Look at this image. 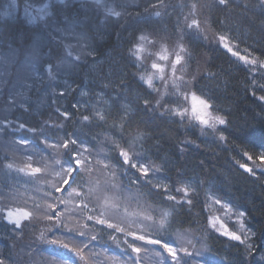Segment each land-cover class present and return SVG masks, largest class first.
<instances>
[{
	"label": "snow or ice",
	"instance_id": "obj_1",
	"mask_svg": "<svg viewBox=\"0 0 264 264\" xmlns=\"http://www.w3.org/2000/svg\"><path fill=\"white\" fill-rule=\"evenodd\" d=\"M229 4L230 0H215L216 7ZM18 7V0H9L0 15H13ZM186 7L183 24L179 16L176 20L174 48L169 50V38L160 36L153 18ZM205 7L198 2L189 5L187 0H156L133 16L116 11L105 0H54L50 12L48 4L38 10L43 24L38 34L29 37L23 61L17 64L15 55L0 58V173L4 177L0 180V223L10 226L15 237H30L32 252H39L38 245L53 247L50 255L55 264H143L142 253L154 254L156 264H218L206 245L196 248L195 238L180 231L174 237L170 234L186 205L190 214L198 185L182 163L174 180L167 174L190 142L182 141L175 153L169 152L166 133H158L159 125H155L157 120L180 125L187 120L201 131L219 132L221 142L227 141L224 132H228L242 143L264 149V105L254 117L255 124L246 121L229 131L231 121L226 115L214 114L221 109L210 94L213 89L195 88L199 79L216 77L208 73L198 79L199 74L189 70L192 56L185 46L186 39H207L208 21L196 18ZM256 7L264 17V0H257ZM23 8L24 15L34 21L27 0ZM98 8L118 18L116 24L124 17L125 23L131 21L114 31L112 45L108 44L113 35L108 31L109 20L106 17L101 25ZM229 39L220 35L218 43L244 65L264 69V61L249 59L251 53L233 51ZM130 68L135 71L129 72ZM257 87L264 90V84ZM258 99L264 101V95ZM43 107L51 109L47 120L28 119L42 115ZM134 123L137 131L125 137ZM139 125L145 128L140 130ZM96 129L103 132L93 135ZM108 133L118 135L123 143ZM101 138L116 156L103 148L94 150ZM151 141L155 143L148 147ZM258 159L264 161V152ZM240 167L253 172L243 164ZM159 173L170 183H163ZM100 175L105 177L103 183ZM131 186L148 188L159 209L148 205L144 214H133L135 219L129 222L127 210L122 216L106 193L124 196L132 193ZM20 187L31 191L22 204L18 203ZM205 197L225 207L211 186ZM124 198L137 199L135 194ZM235 214L241 221V234L225 231L222 235L239 242L234 246H243L242 264H264V244L254 242L256 232L244 223H251L246 210ZM44 222L49 223L37 230ZM133 223L137 231L132 230ZM209 224L215 229L211 220ZM0 264L20 261L0 258ZM27 264L37 262L30 259Z\"/></svg>",
	"mask_w": 264,
	"mask_h": 264
},
{
	"label": "trees",
	"instance_id": "obj_2",
	"mask_svg": "<svg viewBox=\"0 0 264 264\" xmlns=\"http://www.w3.org/2000/svg\"><path fill=\"white\" fill-rule=\"evenodd\" d=\"M27 2L31 6L39 7L48 4L49 8L47 10L50 12L54 0H27ZM148 4H151V2ZM256 5L257 0H230L229 6L224 8L223 6L216 7L214 0L208 7L209 10L206 11V15L211 32L216 35L230 37L229 42L236 49L245 51L248 54L251 53V57L264 61V17L260 15V10ZM138 9H132L131 11L134 12V10ZM95 12L99 14L102 26L106 17L109 20L108 31L113 32V35L108 38L109 45L115 42L114 31H119L121 24L128 27L131 23V21L125 23L127 18H120V24H116L115 21L118 18L109 17L107 12L104 13L99 8L95 9ZM183 12L184 9L182 12L177 9L171 12L170 15H164L160 19L153 18L155 28L159 34L174 38L171 27L175 26L178 16L180 18ZM44 19H47V17H44ZM42 24L43 21L40 19L39 21L30 22L28 17L24 16H16L15 14L10 16L0 15V50L13 52L27 47L30 43L29 37L33 34H38ZM123 35L127 38L129 32L125 31ZM185 42L190 45L195 56H200V54L207 52L206 55L209 59L204 69V75L208 73L216 74L215 79L198 78L199 83L195 86V88L203 87L205 91L213 89L210 94L217 98L216 105L221 109L220 112L214 114L226 115V118L231 121V125L227 126L229 131L237 126L244 125L246 121L249 124H255L254 117L261 112V105H264V101L258 99L259 96L264 95V90H260L257 87V85L264 84V69L257 68L256 70L247 67L232 57L227 51L219 48L206 50L201 39L199 41L189 39ZM132 71H135V69L130 68L129 72ZM69 100H71V97H69ZM60 103L63 104L64 101H60ZM50 111L51 109L43 107L41 108L42 115L29 117L28 119L47 120ZM111 123L112 121L110 120L109 126ZM155 125H159L156 129L158 133H166L167 143L165 148L169 152L175 153L176 145L180 144L185 138L190 139L191 143L196 145L195 147H189L185 155L180 158L179 163L167 173L174 180L176 168L182 163L187 168L189 176L195 177L198 185L196 194L192 196L193 206L190 214L186 205L170 234L174 237L177 231L193 232L192 234L200 249L206 245L207 249L211 250L213 257L224 264H242L243 246H234L238 245L239 242L225 238L208 228L209 209L207 204L212 199L206 198L205 192L211 186L215 191V195L220 197L225 205L233 210L235 216H237L235 213L238 211L246 210V216L251 223L249 224L248 221H244V223L256 232L254 242L264 244V239H262V234H264V174H262L264 161L258 159L264 149H257L252 144L242 143L239 139L230 136L228 132H224V135L228 137L226 142H221L220 140L217 142L213 137L197 141L196 137L199 136L196 128L185 129L186 123L180 125L167 120H157ZM155 125H148L147 127L153 128ZM68 126L69 131H71L72 121L68 122ZM137 127L134 123L130 128L126 129L125 137L134 134L137 131ZM224 127H221V129ZM144 128L145 125H139L140 130ZM95 132H103V129H96L92 134L95 135ZM108 135L119 143H123V141H119L118 135L113 136L111 133H108ZM216 135L219 137V132ZM153 143L155 141H151L148 147H151ZM101 148L111 156L117 155L115 151H110V146L106 145L102 138L95 142L94 150ZM0 154L3 155L2 150H0ZM249 157L252 158L249 159ZM174 159L176 158L174 157ZM156 163L159 164L160 162L156 161ZM242 164L247 168H252L253 172L249 173L245 168H241L240 165ZM158 175L163 183H170L168 180H163V173ZM3 179L2 174L0 175V180ZM125 184H127V181H125ZM131 187L136 191L131 194H135L138 200L159 209L157 201L148 195V188L138 189L136 186ZM189 192H191V189H189ZM20 193L23 199L31 195L30 188L28 192H25L24 187H20ZM18 203L22 204L23 200L20 199ZM101 227L103 226H97V228ZM104 239H108L107 235L104 236ZM14 242L15 236L10 232V226L0 223V258L10 257L17 261L21 260L20 251L14 249ZM20 264H23V262L20 261Z\"/></svg>",
	"mask_w": 264,
	"mask_h": 264
},
{
	"label": "rangeland",
	"instance_id": "obj_3",
	"mask_svg": "<svg viewBox=\"0 0 264 264\" xmlns=\"http://www.w3.org/2000/svg\"><path fill=\"white\" fill-rule=\"evenodd\" d=\"M147 1H149L151 3L156 2V0H105V2L108 5H110L111 7L115 8L116 11H120L122 13H124V12L131 13L133 16H135V12H132L131 10L137 9V8H142L144 10V7L147 5V3H149ZM213 1L214 0H187L189 5H191V3H193V2H198L199 4L207 6L196 17L197 19H199L202 22L207 20L206 11L209 10L208 7L210 6L211 3H213ZM8 4H9V0H0V11L3 12L5 6ZM18 4H19V7L16 9L14 14L16 16L26 17L24 15V8H23L24 0H18ZM118 5H120V6H118ZM42 7L31 6V8H30L31 16L36 17V19L34 21H39L40 16H39L38 10ZM99 9H101L104 13H106V11L103 8H99ZM188 11H189V9L187 7L184 8V12L180 17L182 22H183V17L185 15H187ZM163 16L164 15H162L161 17L156 18V19H160ZM165 16H167V15H165ZM124 18H127V17H124ZM28 19H29V17H28ZM121 19H123V18H121ZM160 36H162V35H160ZM206 36H207V39H203V38L201 39L206 50H212L214 48H219V49L227 51V49L223 48L222 45H220L218 43L219 35H216L213 32H211L210 28H208V30L206 32ZM174 41H175V38H169L167 40V47L169 48V50L174 48ZM187 42H185V46L190 50L191 56H192V59H191L190 64H189V70L194 75L199 74L198 75V78H199L200 75H204V73H205L204 69L207 65L209 58L206 55L207 52L200 54V56H195L191 50L190 45ZM227 42L233 48V51H238L240 53V55H248L247 52L239 51L238 49H236V47L233 44H231L229 42V40ZM160 43L163 44L164 41H160ZM25 48H22L20 50H15L13 52H4V51L0 50V58L6 57V56L11 58L13 55H15V59H16L17 64H18L21 61H23V59H24ZM228 53L232 56V54L230 52H228ZM232 57H234V56H232ZM234 58L239 61L238 57H234ZM251 58H253V57L249 56V59H251ZM240 62L242 64H244L242 61H240ZM245 66H247V65H245ZM247 67H249V66H247ZM251 68L257 70V68H259V67L255 66V67H251ZM14 69H15V65L13 66V70ZM157 86L159 87V85H157ZM184 123H186L185 129L186 128L191 129L193 127L191 124H189V122L187 120ZM218 127L221 128L223 126H218ZM195 128L197 131V135L199 136V137H196L197 141L204 140L206 138H212V137L217 142L219 141L218 136L216 135V133H213L212 129L205 128V129H203V131H201V127H195ZM186 140L190 142L186 150H188V148L191 146H193V147L196 146L195 144L191 143L192 141H190V139L185 138L183 141H186ZM0 150L3 151V148L0 147ZM0 175H2V173H0ZM99 179H100L101 183H103L105 177L103 175H100ZM56 195H61V194L56 193ZM106 195H108L110 197L109 203L115 205L119 209V212L122 216L125 213V209L127 210L128 215L126 218L128 219L129 222H131L132 220L135 219V216L133 214H135V213L144 214L147 211L148 204H146L145 202L138 200V199H125L124 198V196L132 195L131 193H125L124 196H118L113 192H108V193H106ZM21 199L23 200V196H21ZM207 205H208V209H209L208 228L210 230H213L214 232H216L217 234H219L221 236H224V235H222V233L225 231L236 232L237 234H241V232H240L241 221H240V218L238 216L234 215L233 210H231L227 205H225V207L222 208L220 205L214 204L212 202V200L209 201ZM155 215L158 219L159 218V211H157L155 213ZM210 220L216 225L215 229H212L211 225L209 224ZM47 223H49V222H44V223L37 225V230L44 228ZM52 223H54V221ZM89 223H91V222H89ZM236 225H237V227H236ZM131 227H132L133 231L138 230V225H136L134 223L131 225ZM186 233L188 234V238H194V236L192 234L193 232L187 231ZM117 235H120V234H117ZM224 237L230 239L229 237H226V236H224ZM121 238H122V236H121ZM18 239H20L19 256L21 259L20 261H22L23 264L24 263L27 264V261H29L30 259L36 261L37 264H55V262L53 261L51 256H49L47 254V253L50 254L53 252V247H50L48 245H38L39 252L36 253V252H32L31 249L28 247L29 237H27V236L18 237ZM128 239L131 241L132 238L128 237ZM194 242L196 244V248L200 249L198 247V242L195 239H194ZM24 246H25V250L23 249ZM48 248H51L52 252L48 251ZM26 250H28V251H26ZM24 251H25V253L23 254ZM58 251H63V250L59 249ZM141 255L145 258V261L143 264H156V261L158 258L154 254H151V253L143 254L142 253Z\"/></svg>",
	"mask_w": 264,
	"mask_h": 264
},
{
	"label": "bare ground",
	"instance_id": "obj_4",
	"mask_svg": "<svg viewBox=\"0 0 264 264\" xmlns=\"http://www.w3.org/2000/svg\"><path fill=\"white\" fill-rule=\"evenodd\" d=\"M134 12H135V14L137 13V12H143V9L142 8H139L138 10H134ZM174 28H175V26H172L171 27V30L173 31V33H174V36H176V32L174 31ZM218 35V34H217ZM220 36V35H219ZM175 38V37H174ZM186 40H188V39H186ZM217 49V48H216ZM132 192H136L134 189H132Z\"/></svg>",
	"mask_w": 264,
	"mask_h": 264
}]
</instances>
